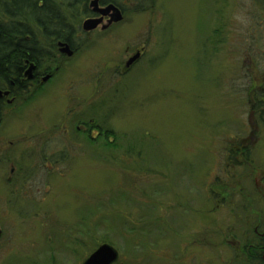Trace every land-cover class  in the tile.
Returning a JSON list of instances; mask_svg holds the SVG:
<instances>
[{
    "label": "rangeland",
    "instance_id": "1",
    "mask_svg": "<svg viewBox=\"0 0 264 264\" xmlns=\"http://www.w3.org/2000/svg\"><path fill=\"white\" fill-rule=\"evenodd\" d=\"M152 3L81 32L71 58L42 64L52 80L4 109L0 264H82L103 244L116 264H243L257 242L264 123L250 108L264 8Z\"/></svg>",
    "mask_w": 264,
    "mask_h": 264
},
{
    "label": "trees",
    "instance_id": "2",
    "mask_svg": "<svg viewBox=\"0 0 264 264\" xmlns=\"http://www.w3.org/2000/svg\"><path fill=\"white\" fill-rule=\"evenodd\" d=\"M91 1L0 0V81L10 85L11 81L18 80V72L25 69L24 61L41 65L53 62L59 54L58 42H65L73 48L74 40L81 34L82 21L93 17L89 7ZM253 1V12H257V8L262 10L259 5L264 8V3L261 2L264 0ZM152 2L153 0H99V5L113 4L124 11L122 6L133 4L135 13H143L153 5ZM47 72L50 73L49 69ZM28 93L26 90L21 93L20 105L35 94ZM258 101L260 102V95L257 97L254 94L253 102ZM255 111L259 113V110ZM108 137L110 135H106V139ZM89 139L94 142V139ZM107 141H104V146L114 147L110 144L111 141ZM243 151L245 156L249 152L248 149Z\"/></svg>",
    "mask_w": 264,
    "mask_h": 264
},
{
    "label": "flooded vegetation",
    "instance_id": "3",
    "mask_svg": "<svg viewBox=\"0 0 264 264\" xmlns=\"http://www.w3.org/2000/svg\"><path fill=\"white\" fill-rule=\"evenodd\" d=\"M263 12H264V10H263ZM92 14H93L94 18H98L97 14H94V13H92ZM117 24H119V23H117ZM117 24L109 25L108 24V17H105L103 22L95 30H93L92 32H89L88 34L94 33L98 30H100L102 32H106ZM257 34H258L259 39L264 38V20L259 22V30L257 31ZM63 43L67 44L65 42H63ZM70 48L75 53V49L72 47H70ZM254 48H255V46H254ZM60 56H63V55H60ZM63 57H65V56H63ZM23 64L25 65V69L23 70V72H22V69L19 72L17 71L19 73L18 80H15V82L11 81L10 85H6L5 83H3V81H0V93H1V96H0V121L4 115V112H5L4 109L6 107L9 109L13 108L14 110H16L15 105H17V109L19 108V106H20L19 99L21 97L20 95H21V93H24V90L28 91L29 93H32V92L36 93L38 90H41L42 87L44 86L45 83H42L44 77L49 75L50 76L49 81L52 80V78H53V75L49 74L47 72V70L45 68H43L40 63L24 61ZM30 65H33V67H34L31 78H29L27 75V71H28ZM130 67L129 68L126 67V71L129 70ZM58 70H59V68L55 69V71H58ZM261 72H262V74L264 73V71L262 69H261ZM256 88H257L256 89V96L258 97L260 95V102L259 101H258V103L252 102V105L250 108V111H251L250 113L253 114L257 118L256 120H258L261 123L262 122L264 123V100L262 99V98H264V95H262V94H264V82L262 85H259ZM17 95H19V96H17ZM16 101H17V103H16ZM25 102H27V100ZM14 103H16V104H14ZM256 109L259 110V113H257L255 111ZM76 131H77V133H76L77 136H79L80 134H83L85 137L84 131L78 130V129H76ZM90 133H93V132L89 131L88 134H90ZM244 138H246V137H244ZM76 139L79 140L78 138H76ZM92 139H95V136H93ZM63 153L65 155V151H63ZM69 155L70 154H68L66 156H69ZM15 171H16L15 168L11 169V173L14 174ZM17 172L19 175V171H17ZM224 190H226V189H224ZM222 202H223V207L225 208V204L227 201H225L222 198ZM254 233H255V236L257 237V242H255V244H253V245L248 246V248L246 250L247 259L245 261H243L244 262L243 264H264V229H261V231L257 232V229L254 228ZM220 264H228V263L223 261V262H220Z\"/></svg>",
    "mask_w": 264,
    "mask_h": 264
},
{
    "label": "water",
    "instance_id": "4",
    "mask_svg": "<svg viewBox=\"0 0 264 264\" xmlns=\"http://www.w3.org/2000/svg\"><path fill=\"white\" fill-rule=\"evenodd\" d=\"M90 8L93 13H96L100 15L99 18H93V19H87L82 24V30L84 32H91L95 30L103 21L104 17L109 16L108 24H116L122 21V13L121 11L113 6L108 5L106 7H100L98 0H92L90 2ZM59 52L63 55H66L67 57L73 56V51L70 49V47L67 44H59ZM139 55H135L133 58H131L127 63L126 67L129 68L136 60H138ZM33 65H30L27 75L29 78L32 77L33 72ZM50 76H46L43 79V82H47L49 80ZM1 96V93H0ZM1 236V232H0ZM119 255L118 252L110 245L103 244L99 246L91 255L88 256V258L82 263V264H115L118 261Z\"/></svg>",
    "mask_w": 264,
    "mask_h": 264
}]
</instances>
